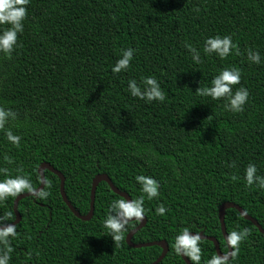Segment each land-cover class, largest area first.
Wrapping results in <instances>:
<instances>
[{
	"label": "trees",
	"instance_id": "16d2710c",
	"mask_svg": "<svg viewBox=\"0 0 264 264\" xmlns=\"http://www.w3.org/2000/svg\"><path fill=\"white\" fill-rule=\"evenodd\" d=\"M23 25L11 55L0 53V107L15 113L0 129V169L27 176L37 188L38 166L50 163L65 176V194L82 215L95 175H108L132 199L141 195L135 176L153 177L159 195L145 196L147 221L132 241H166L158 264H185L173 248L184 228L215 237L225 253L218 215L225 201L264 229V188L244 180L249 164L264 177V0H29ZM217 35L236 45L223 59L203 52L204 40ZM129 48L130 67L113 73ZM249 52L259 53L261 63L250 61ZM225 68L241 73L233 92L241 86L249 92L240 112L196 93ZM146 76L157 79L164 101L130 95L128 82L141 86ZM6 130L20 137L19 146ZM44 174L49 195L22 198L16 236L0 243V254L10 249L8 264H152L159 257L158 245H128L135 221L121 240L109 235L108 206L123 197L106 182L96 188L92 217L82 220L64 202L60 178ZM14 199L0 201L6 224L15 220ZM161 205L163 216L155 213ZM225 225L227 234L249 229L230 264H264L259 229L233 208L225 211ZM201 249V264L217 255L209 240H201Z\"/></svg>",
	"mask_w": 264,
	"mask_h": 264
},
{
	"label": "clouds",
	"instance_id": "9594fccd",
	"mask_svg": "<svg viewBox=\"0 0 264 264\" xmlns=\"http://www.w3.org/2000/svg\"><path fill=\"white\" fill-rule=\"evenodd\" d=\"M29 0H0V26L8 25L9 27H0V53L10 56L15 47L18 46V34L23 33V21L27 15V5ZM192 52V59L196 63H200L199 52L191 45H187ZM236 45L233 43L231 36H210L204 40L203 52L205 54L215 53L221 59L227 57ZM134 50L129 48L122 51V55L112 66L113 73H120L130 67L133 59ZM248 58L253 63H261L259 53L249 52ZM241 73L235 68H225L215 75L211 80V85L196 89V93L201 96L210 97L212 100L224 99L226 101L225 108L240 112L248 100L249 92L246 88L240 87L233 92V86L240 84ZM128 92L131 96L144 100L146 102L164 101L165 95L161 90L156 78L153 76L143 77L141 86H138L136 80L128 82ZM15 113L0 107V129H3L10 118H14ZM7 140L16 146H19L20 137L13 135L11 130H6ZM4 160L11 163L10 158L5 155ZM5 174L4 179L0 180V201L8 197H18L23 193L29 194L35 199H45L49 192L46 191L50 187L46 177H40V183L44 185L43 189H37L33 186L31 180L24 175L11 176L7 174L6 169H0ZM244 180L248 185L256 183L260 188H264V177L257 175V168L253 164H249L244 173ZM135 181L139 185L141 195L136 199H115L108 206L104 227L109 231V235L117 242L122 238V232L125 227L135 221L141 223L145 218L146 209L144 207L145 196L148 200L159 195V182L151 176L136 175ZM167 209L161 205L155 209L157 215L163 216ZM10 215V214H7ZM5 217H0V243L7 244L9 238H15V225L4 223ZM189 231L184 228L174 238L173 248L178 256L187 257L191 264H201V233ZM249 236V229L242 228L233 230L227 234V246L231 251H226L223 255H213L205 261V264H230L229 256L236 258L240 244ZM6 249L0 254V264H8L9 256Z\"/></svg>",
	"mask_w": 264,
	"mask_h": 264
},
{
	"label": "water",
	"instance_id": "95a60500",
	"mask_svg": "<svg viewBox=\"0 0 264 264\" xmlns=\"http://www.w3.org/2000/svg\"><path fill=\"white\" fill-rule=\"evenodd\" d=\"M45 170L51 171L52 173L56 174L60 178V193H61V196H62L64 202L67 204V206L70 208V210L77 217H79L82 220H89L92 217L93 211H94V202H95L96 188H97L98 184L100 182H102V181L106 182L110 186L111 190L114 193L120 195L123 198L126 197L128 199H131L130 196L126 192L121 191L118 187H116L113 184V182L108 177V175H106L104 173L97 174V175H95V177L92 180L91 193H90V200L91 201H90L89 212L87 214H85V215H82L75 209V207L71 204V202L68 200V198H67V196L65 194V191H64L65 176L60 171L55 169L50 163L42 162L38 166V173L40 174V177L41 176L45 177V174H44ZM43 188H44V185L41 184V183L37 187L38 190L39 189H43ZM27 196H29V194L23 193L20 196L15 197L14 206H13L14 212H15V220H13L12 222L7 223V224L16 225L17 223L20 222L21 214L18 211V204H19V201L22 198L27 197ZM227 208L236 209L241 214L242 217H244L246 220L250 221L253 225H255L259 229V231L264 235V229L262 228V226L259 224V222L255 218H253L251 215L246 213L245 210H243V208L240 205H238V204H236L234 202H231V201H225L219 206V211H218L219 221H220V225H221V230H222V233H223L225 241H226V237H227V231H226V225H225V211H226ZM146 221H147V219L145 217L141 223H138L131 231L128 232V234L126 236V242L128 243L129 246L134 247V248L150 247V246H153V245L160 246L162 248L161 254L152 263V264H158L165 257V255L167 254V252L169 250L168 244H167L166 241L161 240V241H150V242H143V243H134L132 241V238H133L134 234L137 231H139L146 224ZM200 233H201V238L202 239L209 240V241H211L214 244L216 254H219V255H223L224 254L222 252L221 248H220L218 240L215 237L209 236V235H205L203 233V231H201ZM190 234H195V233L193 232V233H190ZM226 243H227V241H226ZM227 249H228L227 251H231V249H229L228 246H227ZM182 258L184 259L185 264H191V261H189L187 257H182ZM230 258H231V256H229V259Z\"/></svg>",
	"mask_w": 264,
	"mask_h": 264
}]
</instances>
